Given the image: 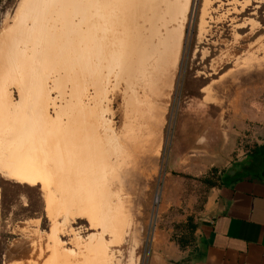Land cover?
Here are the masks:
<instances>
[{"label": "bare ground", "instance_id": "6f19581e", "mask_svg": "<svg viewBox=\"0 0 264 264\" xmlns=\"http://www.w3.org/2000/svg\"><path fill=\"white\" fill-rule=\"evenodd\" d=\"M190 3L20 1L0 32V175L40 184L53 226L47 236L29 228L6 264H110V249L136 224L142 187L157 169ZM208 5L200 38L209 33ZM235 55L222 51L215 73ZM240 77L218 89L233 91ZM221 99L210 92L204 100ZM75 217L102 233L79 251L61 252L60 220Z\"/></svg>", "mask_w": 264, "mask_h": 264}, {"label": "rangeland", "instance_id": "374dc122", "mask_svg": "<svg viewBox=\"0 0 264 264\" xmlns=\"http://www.w3.org/2000/svg\"><path fill=\"white\" fill-rule=\"evenodd\" d=\"M20 1L0 0V32L12 24ZM205 2L191 0L157 169L151 173L146 189L142 187L136 224L120 245L110 249V264H155V249L162 239L184 244L190 253L197 244V230L206 218L211 194L223 186L234 163L244 159L254 146L249 138L248 126L253 122L248 112H264V0H209V33L200 38ZM228 48H233L236 55L215 73L213 62ZM250 55L255 60L244 74ZM239 74L238 80L243 83H231L233 91L218 89ZM209 90L212 95L218 92L222 104L205 102ZM239 116L243 128H239ZM115 124L121 125L119 117ZM0 189V264H6L8 249L30 234L29 228L38 226L47 236L53 222L47 216L40 184L11 181L0 175ZM20 223L26 229L15 232ZM60 225L65 229L60 233L61 252L79 251L102 233L78 217L75 222L61 219ZM70 226L74 235L66 232ZM138 234L136 243L133 237ZM105 240L108 242L109 236Z\"/></svg>", "mask_w": 264, "mask_h": 264}, {"label": "crops", "instance_id": "0c3cea01", "mask_svg": "<svg viewBox=\"0 0 264 264\" xmlns=\"http://www.w3.org/2000/svg\"><path fill=\"white\" fill-rule=\"evenodd\" d=\"M248 118L254 146L211 194L197 244L188 253L162 239L155 264H264V112L249 111ZM238 124L243 128L240 116Z\"/></svg>", "mask_w": 264, "mask_h": 264}, {"label": "trees", "instance_id": "16d2710c", "mask_svg": "<svg viewBox=\"0 0 264 264\" xmlns=\"http://www.w3.org/2000/svg\"><path fill=\"white\" fill-rule=\"evenodd\" d=\"M195 229H196V227H194L193 230H191L192 233L195 231ZM179 246L181 247L182 250H185V248H186L184 244L179 243Z\"/></svg>", "mask_w": 264, "mask_h": 264}]
</instances>
